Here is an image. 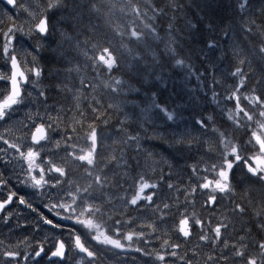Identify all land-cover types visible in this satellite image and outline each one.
I'll list each match as a JSON object with an SVG mask.
<instances>
[{"label":"snow or ice","instance_id":"6c2138e0","mask_svg":"<svg viewBox=\"0 0 264 264\" xmlns=\"http://www.w3.org/2000/svg\"><path fill=\"white\" fill-rule=\"evenodd\" d=\"M0 3V264H264V0Z\"/></svg>","mask_w":264,"mask_h":264},{"label":"trees","instance_id":"16d2710c","mask_svg":"<svg viewBox=\"0 0 264 264\" xmlns=\"http://www.w3.org/2000/svg\"><path fill=\"white\" fill-rule=\"evenodd\" d=\"M231 2V0H223L224 4H227ZM112 19L114 22L121 23L124 20V17L119 12V10H114ZM55 39H58L55 38ZM55 48V43H52V48H45L41 52V63L44 65L46 70V78H45V84L50 82H55L56 79V69L61 68L62 65L59 63V57L56 56L53 49ZM160 87L159 85H154L155 88ZM196 87V81L195 79H192L190 82L183 81V73L179 70L176 71L173 78L168 81L167 88L161 89L159 96L161 100H167L168 104L172 107H175L176 104H179L183 101H186L187 98L192 94L190 92V89ZM141 96L143 93L140 94ZM197 95H200L199 92H197ZM140 97L133 94L130 99L132 100H138ZM230 106V105H229ZM202 107L207 108L208 111H211L214 107L209 100L202 97ZM191 111V108L186 106L184 111V116L187 117L189 115V112ZM161 120L155 121L156 124H158L161 127V130H164L163 125H166L165 118L163 115L160 116ZM151 147L154 152H157L160 154V157L163 158H169V149L167 145L163 143V141L160 140H153L148 145ZM161 149V150H158ZM164 150V151H163ZM158 157V159L160 158ZM183 163V162H181ZM191 163V161H189Z\"/></svg>","mask_w":264,"mask_h":264},{"label":"flooded vegetation","instance_id":"af4514ba","mask_svg":"<svg viewBox=\"0 0 264 264\" xmlns=\"http://www.w3.org/2000/svg\"><path fill=\"white\" fill-rule=\"evenodd\" d=\"M159 150V149H158ZM154 151V150H153ZM164 151V150H163ZM19 187V186H18ZM19 191H20V193L21 194H24L25 192H26V190H24V189H19ZM41 211H46V210H44V209H41ZM24 213H28V212H24ZM46 214H47V212H46Z\"/></svg>","mask_w":264,"mask_h":264},{"label":"rangeland","instance_id":"374dc122","mask_svg":"<svg viewBox=\"0 0 264 264\" xmlns=\"http://www.w3.org/2000/svg\"><path fill=\"white\" fill-rule=\"evenodd\" d=\"M2 8V6H0V9ZM28 215H29V213H28ZM31 222V221H30ZM117 260V259H116Z\"/></svg>","mask_w":264,"mask_h":264},{"label":"bare ground","instance_id":"6f19581e","mask_svg":"<svg viewBox=\"0 0 264 264\" xmlns=\"http://www.w3.org/2000/svg\"><path fill=\"white\" fill-rule=\"evenodd\" d=\"M115 261H117V260H115Z\"/></svg>","mask_w":264,"mask_h":264}]
</instances>
